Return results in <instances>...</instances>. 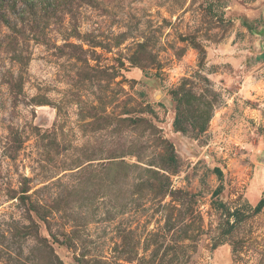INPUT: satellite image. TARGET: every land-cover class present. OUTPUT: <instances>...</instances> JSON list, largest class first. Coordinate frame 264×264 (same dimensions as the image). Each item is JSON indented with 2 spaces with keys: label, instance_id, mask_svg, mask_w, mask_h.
<instances>
[{
  "label": "rangeland",
  "instance_id": "rangeland-1",
  "mask_svg": "<svg viewBox=\"0 0 264 264\" xmlns=\"http://www.w3.org/2000/svg\"><path fill=\"white\" fill-rule=\"evenodd\" d=\"M261 198L264 0H0V264H264Z\"/></svg>",
  "mask_w": 264,
  "mask_h": 264
},
{
  "label": "trees",
  "instance_id": "trees-1",
  "mask_svg": "<svg viewBox=\"0 0 264 264\" xmlns=\"http://www.w3.org/2000/svg\"><path fill=\"white\" fill-rule=\"evenodd\" d=\"M176 122V121H175ZM176 124V123H175ZM219 173L220 171L218 170V168H215ZM263 202H264V198H261L256 206V210H259L261 208V206L263 205Z\"/></svg>",
  "mask_w": 264,
  "mask_h": 264
}]
</instances>
